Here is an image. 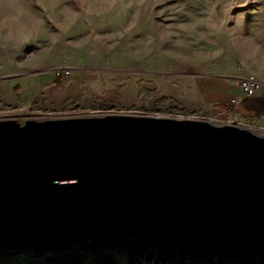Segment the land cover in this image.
<instances>
[{"label":"rangeland","instance_id":"1","mask_svg":"<svg viewBox=\"0 0 264 264\" xmlns=\"http://www.w3.org/2000/svg\"><path fill=\"white\" fill-rule=\"evenodd\" d=\"M201 75H253L264 87V0H0V120L193 118ZM241 123L264 137V111ZM183 262L264 258L143 235L0 246V264Z\"/></svg>","mask_w":264,"mask_h":264},{"label":"water","instance_id":"2","mask_svg":"<svg viewBox=\"0 0 264 264\" xmlns=\"http://www.w3.org/2000/svg\"><path fill=\"white\" fill-rule=\"evenodd\" d=\"M125 235L264 258V137L202 118L0 120V246Z\"/></svg>","mask_w":264,"mask_h":264},{"label":"crops","instance_id":"3","mask_svg":"<svg viewBox=\"0 0 264 264\" xmlns=\"http://www.w3.org/2000/svg\"><path fill=\"white\" fill-rule=\"evenodd\" d=\"M239 81L240 79L235 76H197L195 87L198 103L192 115L193 118L236 123L243 126L241 123L243 119L263 112V85L254 96L248 97L240 90Z\"/></svg>","mask_w":264,"mask_h":264},{"label":"built area","instance_id":"4","mask_svg":"<svg viewBox=\"0 0 264 264\" xmlns=\"http://www.w3.org/2000/svg\"><path fill=\"white\" fill-rule=\"evenodd\" d=\"M239 87L245 96H254L262 87V83L257 78H250L249 75L240 79Z\"/></svg>","mask_w":264,"mask_h":264},{"label":"bare ground","instance_id":"5","mask_svg":"<svg viewBox=\"0 0 264 264\" xmlns=\"http://www.w3.org/2000/svg\"><path fill=\"white\" fill-rule=\"evenodd\" d=\"M250 76V78H256L255 76H253V75H249ZM186 262H183V264H185Z\"/></svg>","mask_w":264,"mask_h":264}]
</instances>
